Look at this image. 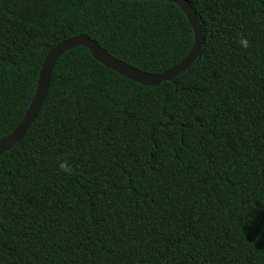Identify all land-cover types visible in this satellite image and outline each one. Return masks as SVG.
Segmentation results:
<instances>
[{
    "label": "trees",
    "instance_id": "16d2710c",
    "mask_svg": "<svg viewBox=\"0 0 264 264\" xmlns=\"http://www.w3.org/2000/svg\"><path fill=\"white\" fill-rule=\"evenodd\" d=\"M189 2L202 52L172 80L133 81L82 45L59 57L0 155V264H264V0ZM79 34L153 74L194 43L168 0H0V139Z\"/></svg>",
    "mask_w": 264,
    "mask_h": 264
},
{
    "label": "water",
    "instance_id": "95a60500",
    "mask_svg": "<svg viewBox=\"0 0 264 264\" xmlns=\"http://www.w3.org/2000/svg\"><path fill=\"white\" fill-rule=\"evenodd\" d=\"M176 3L187 15L194 31V43L189 53L175 66L157 74L149 73L136 68L118 58L112 56L106 49L101 47L96 40L86 34H79L63 40L51 48L42 63L37 87L34 96L27 108L25 115L19 125L9 134L0 139V155L10 150L20 141L30 124L39 113L50 88L53 69L59 57L67 50L82 45L89 49L93 57L106 67L119 74L144 85H156L162 81H169L175 78L183 70L187 69L201 54L203 46V30L197 13L189 0H168Z\"/></svg>",
    "mask_w": 264,
    "mask_h": 264
},
{
    "label": "clouds",
    "instance_id": "9594fccd",
    "mask_svg": "<svg viewBox=\"0 0 264 264\" xmlns=\"http://www.w3.org/2000/svg\"><path fill=\"white\" fill-rule=\"evenodd\" d=\"M240 45H241L242 47H244V48H247V47H248V41H247V39H246V38L241 39V40H240ZM59 167H60L62 170L66 171V172H68V171L71 170V169H70V166L67 164L66 161H62V162H60Z\"/></svg>",
    "mask_w": 264,
    "mask_h": 264
}]
</instances>
